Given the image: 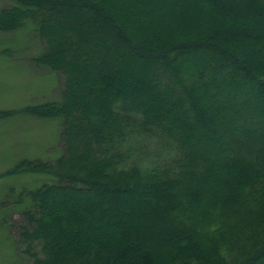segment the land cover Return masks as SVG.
Instances as JSON below:
<instances>
[{"label":"trees","instance_id":"16d2710c","mask_svg":"<svg viewBox=\"0 0 264 264\" xmlns=\"http://www.w3.org/2000/svg\"><path fill=\"white\" fill-rule=\"evenodd\" d=\"M7 1L0 33L36 24L47 50L34 61L62 83L61 100L26 109L61 120L63 148L55 164L26 160L16 168L50 176L22 209L25 254L35 264H264V150L233 154L217 141L249 146L255 138L244 141L240 132H264V53L246 52L264 38V0H192L196 15L173 27L158 19L169 14V0ZM70 14L85 22L79 40L69 20L49 28ZM56 34L68 39L58 54ZM190 54L211 59L187 69ZM100 67L110 72L96 73ZM166 80L176 88L158 87ZM190 80L204 85H185ZM213 90L233 102L210 99ZM170 129L199 132L201 147L167 137ZM57 200L59 209L47 206Z\"/></svg>","mask_w":264,"mask_h":264},{"label":"rangeland","instance_id":"374dc122","mask_svg":"<svg viewBox=\"0 0 264 264\" xmlns=\"http://www.w3.org/2000/svg\"><path fill=\"white\" fill-rule=\"evenodd\" d=\"M147 1L152 2L153 0ZM137 3L144 4L145 1L141 0ZM11 6L12 3L9 1L0 0V10ZM158 6L159 5L156 4L154 9H157ZM165 6L168 8L169 14L162 17L160 16L158 19L159 21L166 20L171 27H173L172 25L174 24L192 18L196 15V11L199 10L198 6L193 4L192 0H169ZM175 9L178 13L177 16L176 14L174 16L172 13ZM59 19L69 20L71 23L76 24V39L79 40L83 36H86L85 22L83 23V19L79 17V15L70 14L68 16L62 15L60 17H55L48 23L49 28L51 29ZM133 24H135L136 29L145 31V26H142L141 23L133 22ZM159 24L160 23H156V25ZM37 27L36 24L29 21L20 30L0 33V264H35L30 256L24 252L26 245L21 237V228H23L24 225L27 226V224L22 214V209L29 200L28 193L32 190L41 188L43 184L50 181V176L46 173L34 171L32 173H17L16 168L26 160L55 164L60 156V150L63 148V141L60 136L62 130L61 120L52 118L43 119L33 116L32 114L30 115L26 110L27 108L29 109L47 102L61 100L62 98V83L60 78L57 77L55 73H52L47 68L34 61L36 58L45 54L47 50L44 40L39 37L40 35L36 29ZM57 34L54 35V47L52 50L57 49L58 54V49L60 50L63 42H68V39H65L63 36L58 37ZM246 52L248 55L256 53L263 54L264 38L260 44L249 48ZM68 58L72 62L71 56H68ZM210 59V57L203 55L197 56L190 54L183 57L182 64L187 66L188 69L189 62H196L200 67V65L202 66L205 62L207 63L210 61ZM121 68L120 66L115 70ZM139 69L140 67H137V70ZM106 72L109 73L110 71L104 67H100L96 70V73ZM76 73L77 66L75 64L74 67H71V71L66 79L70 81L72 78H76L78 75ZM130 81L132 80L126 79L125 83L128 82L127 84H129ZM164 82L158 87L162 88L167 85L168 87L176 88L171 80H166ZM198 83L204 85V80L201 82L190 80L186 82L185 85L199 86ZM220 95L223 97H221L222 102H233L232 95L225 92L219 94L215 90H213V92L211 91L210 99H216V97L218 98ZM175 97L177 100H180L177 96ZM244 97L245 96H243V98ZM156 101L161 102L162 100L156 98ZM133 102L134 101H128L126 103L128 113L134 112ZM132 115L131 113L129 116ZM138 115L137 111L134 116L137 117ZM73 118L76 120L77 117ZM118 123V125H121L122 121ZM174 133H177L178 136H181L183 139L185 138V140H187V145L194 144L196 147H201L199 144L200 139L198 138V136L201 135L199 132L195 133L170 129L167 137H171ZM240 133V137H243L244 141L255 138L252 144L248 146L242 143V145L238 144L237 146H233L232 142L224 140L223 138H218L217 141L226 144L233 154L246 153L252 157L259 156L264 150V144H262L264 143V132L254 129L250 130L248 133H245V131ZM70 137L73 138L75 142L78 140L75 133L70 134ZM189 137H194V142L188 140ZM100 142L101 139L96 138L94 147H98ZM143 144L147 145V143ZM155 146L157 145L155 144ZM155 146L149 147L151 149L150 154L152 155H156ZM122 152L125 156V152ZM78 154L79 152L77 151L75 158ZM70 157H72V155L69 156V158ZM154 173H156V171L150 170L148 176L141 175V181L143 183L148 182V177H151ZM12 188L13 195L10 193ZM23 190V199H21L19 195ZM83 194L106 203V199L99 194H89L87 192H83ZM90 199H85L83 204L89 205L92 203ZM47 206L57 210L62 207V203L57 200L53 203H48ZM134 209L137 210L138 207ZM150 211L151 208L146 207L143 213L145 215H152L153 211ZM136 212L138 213V211ZM159 228V226H156L155 229ZM35 251H39V248Z\"/></svg>","mask_w":264,"mask_h":264}]
</instances>
